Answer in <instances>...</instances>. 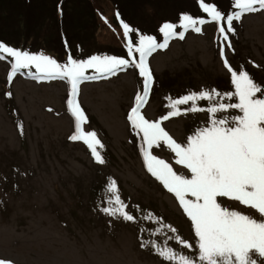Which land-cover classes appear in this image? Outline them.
I'll return each mask as SVG.
<instances>
[{
  "label": "rangeland",
  "instance_id": "obj_1",
  "mask_svg": "<svg viewBox=\"0 0 264 264\" xmlns=\"http://www.w3.org/2000/svg\"><path fill=\"white\" fill-rule=\"evenodd\" d=\"M17 1L14 0L15 4ZM147 1L152 9L147 8L142 17L145 22L144 17L153 18L151 30L163 25L160 21L165 15L160 17V13L172 19H181L184 14L179 9L174 10L172 6L176 5H169L170 1ZM188 1L192 14H202L201 0ZM91 2L96 10L97 27L87 31L86 42L77 41L75 37L72 46L76 51L89 53L84 59L97 50L127 46L129 39L116 20L117 11L110 0ZM203 2L215 4L216 0ZM30 3H25L29 6L27 9L23 3H18L14 18L20 15L23 22L27 21L26 17L37 10ZM4 4L0 13V42L34 54L43 53L61 63L67 61L69 56L61 61L62 57L54 54L69 52L68 44H62L59 37L57 42L53 39L57 32L61 34V19L57 27L45 33L26 28L29 32L23 34L24 39L29 33L34 38L29 44L22 41L21 34L9 38L8 33L13 31L8 32L11 25L8 16L13 14L7 13L9 9L4 10ZM221 7L225 8V13L234 10L233 0H224ZM239 22L237 42L228 38L231 47L219 33V25L208 15L199 26L200 33L189 29L185 33L178 32L183 39L168 37L167 47L155 50L148 58L159 87L150 92L141 114L150 121H158L177 97L191 89L195 93L213 89L220 93L234 91L223 64L224 56L238 72L242 70L237 67L250 56L259 68V75L253 81L264 91V12L247 13ZM138 36L135 34L132 38L138 41ZM47 39L55 42L48 47L51 52L43 50L42 42ZM160 40L164 42L163 34L157 39ZM56 46L62 49L56 50ZM4 55L0 53V260L11 261V264H172L158 256L151 246L141 247L142 243L158 245L159 250L173 249L177 257L195 255V244L192 250L181 244V241L193 243L194 229L190 221L175 197L147 171L142 134L139 135L127 120L135 96L143 94L138 69L131 67L109 76H98L79 86L78 102L92 117V124L87 123V119L83 123L97 125L95 128L100 134L104 130L108 149L114 154L111 158L100 154L105 161L100 164L83 139L69 138L75 134V118L67 105L70 85L59 78L41 79L38 74L27 76L21 71L9 80L13 61L8 62ZM173 76L177 78L176 89L166 91L160 81ZM8 92H11L10 97L6 95ZM217 100L229 102L215 93L211 101L197 102H207V108ZM190 105H179V108L183 111ZM234 114L231 110L227 113L229 119ZM222 115L225 114L218 113L217 117ZM209 116L205 111H189L163 121L162 126L173 139L184 144L195 129L207 125ZM191 120H195L193 127H189ZM89 125L81 130L85 133ZM150 151L167 161L178 174H188L182 166L176 165L175 154L166 144L154 145ZM111 180L115 181L120 200L126 205L125 211L134 217L133 221L124 220L119 213L117 216L105 214L104 207H81L77 201V188L82 189L83 199H88L94 183L106 186ZM107 193L103 187L101 194L106 196ZM223 206L252 214V210L235 202H225ZM106 207L115 205L107 203ZM163 216L166 222L160 219Z\"/></svg>",
  "mask_w": 264,
  "mask_h": 264
},
{
  "label": "snow or ice",
  "instance_id": "obj_2",
  "mask_svg": "<svg viewBox=\"0 0 264 264\" xmlns=\"http://www.w3.org/2000/svg\"><path fill=\"white\" fill-rule=\"evenodd\" d=\"M234 9L225 15L214 4L204 3L201 8L211 21L219 25V33L225 43L231 47L228 34L235 32L234 21L241 20L247 13L264 12V0H233ZM205 20L195 19L183 14L180 27L191 28L197 33L202 29ZM127 43V57L113 55H91L86 59L68 57L64 63L43 53L34 54L28 50H20L0 42V53L12 59V79L21 70L35 69L41 79L59 78L70 85V98L67 105L75 118L76 132L69 138L73 141L83 139L91 149L96 161H105L97 152V145L103 147L96 133H84L81 123L86 116L78 102L79 86L83 81L95 79L96 76H109L127 70L129 66L138 69L143 78V94L135 96V104L127 116L133 129L141 135L147 147L143 148L144 163L147 171L162 183L171 193L183 214L194 229L193 243L184 244L190 250L196 245L195 255L177 257L173 249L159 250L158 245L151 246L156 254L172 264H258L264 261V91L253 81L246 71L234 70L224 56L223 64L230 74V83L234 91L220 93L215 89L192 92L177 98L169 105V111L158 121H150L141 114L142 107L147 103L150 87L154 78L148 58L157 49L167 47L168 37L184 36L175 31L176 25L165 22L158 32L163 34L164 42L159 43L154 36L140 34L138 44L132 37L135 31L127 23H122ZM138 31V30H136ZM92 70L94 76L87 75ZM223 95L229 102L219 100L213 106L202 108L198 100L212 99V94ZM260 94L259 96L257 94ZM11 96V92L6 93ZM235 98V102H233ZM183 111L179 105L189 104ZM235 112L229 119L227 113ZM205 111L210 114L207 125L194 130L187 137L186 143H178L162 126V122L188 112ZM218 113H224L217 117ZM22 129V125H21ZM164 143L175 154L176 165L182 166L188 174H178L163 159L153 155L150 149L154 145ZM112 197L108 204L115 207H104L102 211L111 216L119 213L124 220L133 221L134 217L125 211L126 205L120 200L118 188L114 180L108 184ZM114 198V199H113ZM225 202H235L252 210V214L223 206ZM175 232V229H170ZM0 264H11V261L0 260Z\"/></svg>",
  "mask_w": 264,
  "mask_h": 264
},
{
  "label": "trees",
  "instance_id": "obj_3",
  "mask_svg": "<svg viewBox=\"0 0 264 264\" xmlns=\"http://www.w3.org/2000/svg\"><path fill=\"white\" fill-rule=\"evenodd\" d=\"M35 0H18L17 4H24L25 3L33 5L35 6V9H37L32 15L30 14L27 18V21L23 22L22 18L20 15H16L14 18V14L15 12H17L18 10H16L18 7H16L17 4H15L14 0H0V3H5V9H9V12L7 13H11L13 15L8 16V22H11L10 26H9V31L11 33H8L10 36V39H13L15 36H18L19 34H21L22 37V41L24 39L23 34L29 32V30H26V28L30 27V30H40V32L45 33V31L48 32L53 30L56 26V24H59L58 22H61L63 25L59 26V30L61 31V34L59 32H57L55 35V37H53L54 40H56L59 37V41L62 44H68L69 46V52L65 51V53L63 51H60V53H54L56 55L61 56L62 58H59L61 61L64 60V57L67 56H71L74 59L80 60V59H84V57L89 54L87 53V51H76L72 48L73 41L74 38L77 37V41L78 39L81 40V42L83 43L86 42L89 37L87 35V31L89 29L94 30L97 27V21H96V17H95V12L96 10L93 7V4L91 2V0H36V3H33ZM112 2V4L114 5V7L116 8V20L118 23H120L122 25V23H127L128 25L131 26V28L135 31V33L138 35L140 34H145V35H152L155 37V39L157 40L162 33H159L158 30H151V26L152 24H154L153 22V18L151 17H144L147 22H145L143 20V15L146 14V9L147 8H151L150 1L148 2L147 0H110ZM166 1H170L168 2L169 5H176V6H172L175 9H179L178 11H183L184 14H188V15H194L192 16L193 18L199 20V19H203L206 20L207 18V14L204 13L202 10V14L197 15L196 13L192 14V10H191V5L189 4L188 0H163L162 2H166ZM234 3V2H233ZM0 4V13L3 11V6ZM224 4V0H216L215 2V6L217 7L218 10H220L222 13H224L225 15L231 14V12L233 11H229L228 13H225V8L221 7ZM164 5V4H162ZM182 6V8L180 7ZM20 7V6H19ZM196 7V6H195ZM25 8H29L25 6ZM25 10V9H23ZM235 10V9H234ZM44 11H46L47 13H44ZM204 13V14H203ZM161 14L165 15V18L160 22L165 23V22H171L174 25H176V29L175 31L178 33L179 31L182 32H186L187 30L191 29H184L182 27H180V24L182 22V18H171L170 15H167L166 13H160L159 16L161 17ZM8 15V14H7ZM173 17V16H172ZM25 18V17H23ZM17 26V27H15ZM198 27L201 26L200 24L197 25ZM241 26V23L239 22V20L234 21V27H235V32L234 33H229L228 34V38L236 41L239 38L240 35V31H238L237 29ZM94 27V29H93ZM149 27V28H148ZM67 28L68 31H67ZM150 29V30H148ZM138 30V31H136ZM66 31V32H65ZM33 35L31 33H29L28 35H26V38L24 39L23 42L27 41L29 42V44H31V42L33 41ZM31 41V42H30ZM93 41V40H92ZM160 43H163L162 40L158 41ZM55 43V42H53ZM52 41L50 40H43L42 44L44 46V51L47 52H51L50 48L48 47H52L51 44H53ZM136 43L138 44V41H136ZM31 47V45H30ZM58 49H62L61 47H57L56 46V50ZM61 52H63L64 54H61ZM89 52V51H88ZM53 53V52H52ZM127 53V46L123 45L121 47H111L109 49L106 50H97L95 52H93L92 55H113V56H117V57H122V58H129L126 55ZM4 57H6L8 62H12V59L10 57H8L6 54L4 55ZM132 66H129V68H131ZM128 68V69H129ZM240 69L242 71H246L249 76L254 80V78L257 79V76L259 75V68L258 65H256L250 56H247L245 61L242 62L241 66L237 67V69ZM124 71V70H122ZM21 72H24L27 76L34 74V76H37V74H35V69L33 68L31 71L29 70H21ZM87 75L89 76H94L95 73L92 72V70H88ZM98 77V76H96ZM139 84L141 86V89H143V78L139 76ZM154 78V83L151 85L150 87V92H152V90L154 91L156 88L159 87V80L158 77H155L153 75ZM223 79V78H220ZM161 84L166 87V91L168 89H176L175 84L177 83V78L176 76H173L172 79H168L166 78L163 81H160ZM234 88V87H232ZM192 92H195L194 90H188L187 92H183L184 94L180 97H183L184 95H188ZM177 97V98H180ZM176 98V99H177ZM221 98V97H220ZM175 99V100H176ZM191 104V102L189 103ZM197 105L199 107H204L206 108L207 106V102L205 101H200L197 102ZM81 108L83 109V112L86 116L87 119V123L92 124V117H89V114H87L85 111V108H83L81 106ZM75 121V119H74ZM86 121V120H85ZM85 123H81V128H84L85 125H89ZM75 126V124H74ZM95 125H89L87 131L85 133H90V132H95L97 139L100 141V143L103 145V147H100V145H97V152L99 154H101L102 157H106V158H111L113 157V153L110 149H108V145L107 142L105 140V135L106 132L103 130V134L98 133L97 129L95 128ZM195 126V120H191L189 122V127H193ZM74 131L76 132V127L74 128ZM140 135V134H139ZM141 136V135H140ZM144 147H147L146 144H144V142L142 141ZM167 162V161H166ZM168 163V162H167ZM94 187H93V192L91 194V196L88 199H83V192L82 189L77 188L76 189V193H77V201L80 202L81 207H91V209H95V208H100V207H106L108 200L110 199V191L108 190V185H103L101 183H94ZM105 188L108 193L106 194V196H103L101 194V189ZM162 221H167V218L165 216H163L162 218H160ZM167 225V224H166Z\"/></svg>",
  "mask_w": 264,
  "mask_h": 264
}]
</instances>
